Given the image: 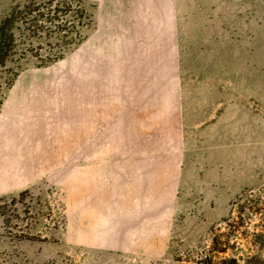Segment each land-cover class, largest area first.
Returning <instances> with one entry per match:
<instances>
[{"label": "rangeland", "instance_id": "374dc122", "mask_svg": "<svg viewBox=\"0 0 264 264\" xmlns=\"http://www.w3.org/2000/svg\"><path fill=\"white\" fill-rule=\"evenodd\" d=\"M0 264H264V0H0Z\"/></svg>", "mask_w": 264, "mask_h": 264}, {"label": "crops", "instance_id": "0c3cea01", "mask_svg": "<svg viewBox=\"0 0 264 264\" xmlns=\"http://www.w3.org/2000/svg\"><path fill=\"white\" fill-rule=\"evenodd\" d=\"M79 122V123H78ZM76 128L78 129V132L82 135L83 133V115H80L78 117V121H77V125H76ZM180 160V158H179ZM178 165H180V161L178 162ZM131 165H124V170H125V173L124 175L127 176L129 178V183L127 184V187H126V191H128L129 194H132V196H134L135 198H138V200L140 201V197L141 196H145V200H149L151 202L154 203V210H159L160 206H161V202L163 199L165 198H168L170 202L171 201V194H172V188H171V184H169L167 186H164V184L158 179H156L155 176H153V174H149V176L147 174H145L144 172H142L143 170L142 169H133V168H130ZM79 177V175H76ZM81 178H82V175H81ZM176 185V183H175ZM174 185V188H176V186ZM164 187H166V190H164ZM163 188V190H162ZM174 188H173V191H174ZM170 196V198H169ZM166 200V199H165ZM138 201V205L134 208H136L137 210L140 209V210H146ZM160 214L158 216V218H160ZM157 218V219H158ZM107 219V217H106ZM153 223H154V226H158L159 229L155 230L156 233H160L161 232V228L160 226L158 225V223L160 222H157L153 219ZM113 224V222H112ZM104 225L103 222H98L96 225H92V227H95V228H98L96 230H92L90 229L91 233L93 232H96L98 233V231L101 232V234H106V239L110 237V234H115L114 236H112L111 238V241L113 243H116L117 241L120 240L119 236L117 237L116 239V235L117 234H120L121 233V230L118 231V230H112L111 229H107L105 230L104 227L102 226ZM107 226H110L111 224L110 223H107L106 224ZM154 231V232H155ZM125 233V232H123ZM101 239H98L97 241H100ZM105 240V239H104ZM106 241V240H105Z\"/></svg>", "mask_w": 264, "mask_h": 264}]
</instances>
